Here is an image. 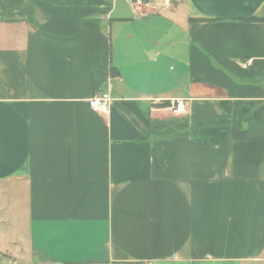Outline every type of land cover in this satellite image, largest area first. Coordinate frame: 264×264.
Instances as JSON below:
<instances>
[{
	"label": "crops",
	"instance_id": "obj_1",
	"mask_svg": "<svg viewBox=\"0 0 264 264\" xmlns=\"http://www.w3.org/2000/svg\"><path fill=\"white\" fill-rule=\"evenodd\" d=\"M0 215L31 264H264V0H0Z\"/></svg>",
	"mask_w": 264,
	"mask_h": 264
},
{
	"label": "built area",
	"instance_id": "obj_2",
	"mask_svg": "<svg viewBox=\"0 0 264 264\" xmlns=\"http://www.w3.org/2000/svg\"><path fill=\"white\" fill-rule=\"evenodd\" d=\"M131 6L136 7L142 3V0H124ZM112 98L106 91H95L92 96L88 99L89 107L102 115L107 114L111 107ZM155 102V101H154ZM167 109L173 115H180L186 112L187 102L185 99H174L170 100L169 104L166 105Z\"/></svg>",
	"mask_w": 264,
	"mask_h": 264
},
{
	"label": "rangeland",
	"instance_id": "obj_3",
	"mask_svg": "<svg viewBox=\"0 0 264 264\" xmlns=\"http://www.w3.org/2000/svg\"><path fill=\"white\" fill-rule=\"evenodd\" d=\"M2 231H5L7 234V237L5 239L6 242H15L18 244L22 243L21 240L24 238V232L23 229L19 227V224H17V221L11 222V227L9 230H6V228H4V225L0 224V237H2ZM1 247L2 245H0V251L3 250ZM4 248L7 249L8 252H6V254L0 252V264H31L28 258L25 259V252L23 251V247H21L20 251L19 247H13V244L10 243L9 245H4Z\"/></svg>",
	"mask_w": 264,
	"mask_h": 264
},
{
	"label": "trees",
	"instance_id": "obj_4",
	"mask_svg": "<svg viewBox=\"0 0 264 264\" xmlns=\"http://www.w3.org/2000/svg\"><path fill=\"white\" fill-rule=\"evenodd\" d=\"M253 18V17H252ZM169 104V101H163L162 103H160V106H166Z\"/></svg>",
	"mask_w": 264,
	"mask_h": 264
}]
</instances>
